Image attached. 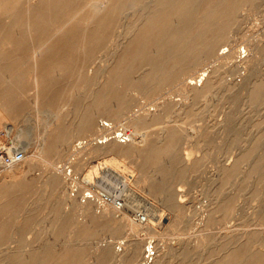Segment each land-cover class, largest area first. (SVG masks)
Returning a JSON list of instances; mask_svg holds the SVG:
<instances>
[{
    "label": "rangeland",
    "instance_id": "1",
    "mask_svg": "<svg viewBox=\"0 0 264 264\" xmlns=\"http://www.w3.org/2000/svg\"><path fill=\"white\" fill-rule=\"evenodd\" d=\"M33 1L35 3L36 1L38 2V0H14V4L11 3L9 7H15L14 9L17 13L9 19L7 17H2L3 15L0 11V21L2 20L0 22V35H4L0 36V45L3 41L2 39L6 36L12 41H19V39L21 41L24 31L12 30L10 24L12 19L17 17V14V18L21 20V24H25V19L28 18L26 12L31 8V2ZM85 1L78 0L77 2V6L79 5V8H81L80 10L83 18H86L92 10L91 6L89 7ZM81 2L85 4L83 5ZM64 3L65 1L61 4L60 0L56 7H65ZM223 7L221 9L222 13L220 12L221 10L217 12L220 15L214 13L213 16L216 24H220H218L216 29L212 32L214 55L210 57L211 59L205 60L204 63H200L199 66L197 65L193 69H189L187 66L183 68L179 66L176 67L171 72V77L159 83L153 94L148 92L149 95L147 92L146 95L145 91L140 88L132 89V91L127 83H121L113 89L112 85H103L98 82L86 83L78 78V75H92L108 59L113 49L117 30L120 29L122 24V18L117 23L112 20L111 22L109 21L110 26H106L108 29L105 28V30L103 28V34L100 36L101 38L98 39H102L101 43L100 41H97L99 44H96L97 42H92L89 46L91 53L89 52V48L86 53H83L79 46L73 45L66 38L60 39V41L54 45V48L52 47L54 50L56 48L53 53L54 59H43L38 62L40 71L45 74V79L43 80L45 82L43 85L46 89H44L43 92L45 94H43L45 99L43 98L39 101L37 106L34 102H31L34 97V91L33 87L30 85L32 84V76L35 70L32 66L33 62L29 53V43L24 42L25 45L21 48L22 54L15 51L12 52V50L8 48L9 46H2L6 48V50L0 49V54L3 53L0 57V67H9L13 72L16 71V69L20 71L17 70L14 72L17 76L15 75V77H11L10 79L5 78V80H3L0 76V88L9 85L10 88L12 87L15 89L11 91L12 94L9 90H0V101H2L0 102V152L13 151L15 148L16 151H21L23 156L19 161L7 165L5 169H1L0 171V181L3 179L0 182V226L4 220L7 218V221L9 220L8 222L5 221L8 229L6 228L5 231L1 230L3 237L0 236V251H6L10 245L12 247L17 246L16 248L20 249L26 247L32 249L47 247L52 249L51 251L55 253L54 255H57L63 248V237H57L51 227L53 225L62 224L65 226V255L66 257L69 255L68 258L72 257V262L70 264H131L122 260L116 263L115 261L103 257L102 250L104 246L113 244L112 246L117 248L116 246L119 245L120 241L131 236L132 231L122 222H119L117 228L114 229L111 224L105 221L103 224V220L98 219L99 213L104 210L114 209L115 207L108 203H98L94 199H84L82 197L83 193L87 189H91L95 195L108 193L120 197L123 200V206L117 213L125 212L135 224L140 222L135 218L136 213H141L143 215L151 213V216L157 215L159 217L156 219L152 218V220L154 219L151 223L153 226H151V228H153L152 231L146 230L145 228V230L139 231V235L145 238L141 262H144V246L149 240L152 241L153 245H161L163 242L162 246L166 243L175 244V242H180L182 240L181 245L175 251V255L173 254L172 257L170 256L168 258V264H217L219 260L224 259V257L226 258L228 255V257L233 256V250L236 246L238 247V245H240V250H236L239 249L236 247L235 254L240 252L246 258L248 256L250 257V254L251 256L255 255L257 259L255 256L253 257H255L256 264L261 262V257L264 255V129L262 128L264 126V0H237L234 3L227 2ZM57 12L59 14H57V17L62 16V18H64L65 16L63 15V11L55 10L51 13V18L54 19V21H60L62 19L56 17L55 14ZM5 20L7 21L5 22ZM49 23L51 22L49 21ZM84 24L83 19H74L72 27L74 28L75 25L76 29L74 28L72 30V28L69 29L68 27V35H74L72 37L77 40V37L81 34V30L79 29L82 28ZM78 26L81 27L78 28ZM75 35H77V37H75ZM26 42L29 41L26 39ZM26 44H28L29 48ZM93 44H95V46ZM108 44L109 47L107 46ZM61 46L62 50L58 49L57 51V48ZM223 50L227 53L230 52L231 55L226 58L224 57V59L217 58L218 52ZM70 51H73V54H71L72 52L69 53ZM67 52L70 55H68ZM25 53L28 55H25ZM61 61L63 65H61ZM64 61H66V63ZM26 67L27 69L29 67L28 71ZM72 67H76L78 70L76 68V70H73ZM65 69L68 70L66 75H64ZM203 69L208 72V77H210L209 81L213 77V79L216 78L214 80V85H217H213L214 87L209 93L204 94L203 90V92H199L200 94L197 95L198 98L195 96L194 99L190 97L191 99L187 98L184 100V93L181 89L183 84L189 81V74L195 76V74L197 75ZM75 71L77 72L76 74ZM182 72H184V74H181ZM215 73L216 75H212L213 77L209 76V74ZM219 73L220 75H218ZM57 74L59 76L64 75L66 78L64 76H61L62 78L58 77ZM250 79H252L253 82ZM29 80L31 81V83H29L30 85L28 84ZM51 80L54 82L51 83ZM218 80L219 82L223 81L221 83L226 85V87L221 86ZM7 81H11L12 83L16 81L15 84H17V86L15 84L14 86L10 85ZM79 83L81 85H79ZM239 83L242 86H240ZM244 83L246 86H244ZM1 84H3V86ZM75 84H77L76 87L74 86ZM254 84L259 87V95L256 97L250 96L251 91H249L250 89L252 90ZM199 85L198 82L195 84L197 88L203 87V84ZM74 89L77 92H74ZM93 89L94 92H91ZM102 90L107 92L106 96L109 98V100L107 99L108 104H106V106L98 105L94 98L96 93L102 92ZM1 91L8 92V94L2 96L3 92ZM22 91L27 94L21 93ZM121 92L123 94H121ZM7 98L11 99L6 100ZM167 99L168 101L170 99V101L168 102ZM183 100L186 101L184 105H191L189 107L191 111H186L188 107L186 109L184 105H181L182 108L180 107L179 102ZM6 101L8 102L6 103ZM164 102L167 110L163 109L165 108ZM157 105L162 108H159ZM1 106L3 108H1ZM9 107H11V109ZM114 107L117 108L114 109ZM109 108L113 109L114 112ZM175 108H177V110ZM183 109H185V113H183ZM118 110L121 111V113ZM151 110L156 111H153V113ZM146 111L151 112L149 114L151 119H154L158 115V112L163 113L161 114L162 116L159 115L160 118H155V121L153 119V121H151L150 119L143 124L137 121L138 119H133L140 113L142 115ZM166 111L170 112L166 113ZM123 112L124 114H122ZM83 114H85V117H82L84 116ZM114 114L115 116H113ZM177 114L178 117L176 116ZM88 117H92L94 120L92 127L85 126L81 122L83 118ZM227 117L231 118L230 122H226L225 119ZM130 118L133 119L134 122ZM102 121H107L110 124L106 125V127H102ZM99 123L100 125H98ZM224 123L226 125L229 124L227 125L229 128H226ZM55 124H58V126L56 127ZM129 124L132 125L130 126ZM253 124L255 125L253 126ZM95 125H97V128ZM83 126L88 129L86 130ZM175 126H177L179 130ZM48 127L51 129H48ZM223 127H225V129ZM160 129L166 132L170 129L168 132L175 133L173 135L174 138L172 137L173 139L169 138L165 141H170L173 149L166 154H157L156 158L145 157L148 161L146 160L147 164L144 163L146 164L144 166L140 163L142 159H144V154L147 153L149 147L155 145L156 136L161 132ZM60 130L65 131V136L60 144L58 143L59 145L56 144L55 150L54 148H44L41 137H43L44 134H46V136L48 134L51 138ZM140 130L146 134V141L142 146L137 147V151H135L137 153L133 152L130 154V151L135 149V146L131 145V141L136 138L135 136L138 135L137 133H139ZM228 130H230V132ZM47 131L49 132L47 133ZM225 131L228 132L224 133ZM113 132L115 134L119 133L118 136L114 138ZM258 134H260V136ZM99 139H103L104 141L98 143L96 140ZM111 139H113V141ZM198 139L199 141H197ZM252 139L254 140L252 141ZM235 140L238 144L234 142ZM37 142L39 144H36ZM96 142L99 145L96 144ZM125 146L127 147L123 148ZM261 147L263 149H261ZM118 149L120 150L117 152ZM245 150H248V153L247 151L245 152ZM122 152L125 155H123ZM251 154L256 155V157H252L253 155ZM256 160L259 165L256 163ZM2 164L3 163H1V165ZM26 166L28 168H26ZM256 166L257 168L255 169ZM259 166L263 167L260 168ZM56 167L61 168L62 171L64 170L65 174H63L62 171L59 172V170H55ZM153 167L154 170L159 168L158 171H154ZM110 168L115 169L117 173L122 175H129V180L126 182H124L123 179L120 180V176L110 171ZM160 169L165 172L171 171L173 175L169 174L171 177L168 175L164 178L165 181H163L164 176L160 173ZM51 171L57 172L61 184H51V179H49L52 176V173H50ZM43 175H45L44 177L49 179V181L46 180ZM43 180H46V183ZM161 181L165 183L167 181V186L165 183L164 184L168 188L166 193L160 192L162 195L160 193L158 194V185H161ZM42 182L43 184H41ZM47 183L49 184L47 185ZM20 185L23 187L21 188ZM10 186L12 187L10 188ZM17 187L20 189H17ZM60 197H62V199ZM224 199L227 201H223ZM87 200L92 203V208L89 212L91 216L80 211L76 213V208H74L76 203L81 204L82 202V204H86L88 202ZM217 201L220 203L218 204ZM3 202H6V204H3ZM215 203L218 206H216ZM211 209L214 211L211 212ZM29 210L31 212L29 213L30 215L28 214ZM13 211H16L17 214H14ZM11 212H13V214ZM10 214L12 216H10ZM15 215L26 216V218L24 220H14L17 219ZM89 218H93L92 222L89 221ZM82 227L84 229H82ZM246 242H248V244ZM75 245H77L76 248H74ZM245 246L247 247L246 250H244L246 248ZM184 247H186V250ZM70 249L72 253H70ZM96 250L97 252L95 254L94 252ZM180 250H185L188 253L185 251L181 252ZM160 251L161 248L158 249V253ZM257 252L262 253L257 254ZM182 253H184V255H182ZM258 255L260 258H258ZM214 257H218L217 261L213 259Z\"/></svg>",
    "mask_w": 264,
    "mask_h": 264
},
{
    "label": "bare ground",
    "instance_id": "2",
    "mask_svg": "<svg viewBox=\"0 0 264 264\" xmlns=\"http://www.w3.org/2000/svg\"><path fill=\"white\" fill-rule=\"evenodd\" d=\"M14 0H0V11L2 12V17H7L8 19L11 18V16L15 15L17 12L15 11V7L14 8H10V4L13 3ZM60 0H38V2L36 1V3L31 2L32 5L30 6L31 8L28 9V11L26 12V15L28 14V18L25 19V24H21V20L18 17V14L16 15V18L12 19V22L10 24V27L12 28V30H23L24 34H23V38L19 39V41H12L10 39L6 37H1L3 38L2 43L0 45V49H4L6 50V48L2 47V46H9L8 48H10V50L15 51V52H19L21 53V48L25 43H29L30 45V55L32 58V62H33V67L35 70V73L32 76V84L30 85L29 83H31V81L29 80L28 84L30 86L33 87V91H34V97L33 100L31 102H34V104L37 106L39 101H41L44 96H43V92H44V85L43 83L45 81H43L45 79V74L43 72L40 71V67L38 66V62L43 60V59H49V60H53L54 56L53 53L55 52L54 45H56L60 39H67L68 41H70L73 45L75 46H79L80 50L83 53H86L87 50H89V46L91 45L92 42H97V41H102L98 40L100 39L102 36V31L103 28L105 30V28H107L106 26L109 25V23L111 22V20L114 22H119V20L122 18V24L120 26V29L117 30V35L115 36L116 38L114 39V43H113V49L110 52H108V59L105 61V63L99 67L98 70H96L92 75H88V76H84V75H78V78H80L83 82L89 83V82H98L99 84H103V85H112L113 89L115 86L121 84V83H127L128 87L130 86V89H135V88H140L143 91H145V93L147 92H151L153 94V92L156 90V87L159 83H161L162 81L168 79L169 77H171V72L176 68V67H185L187 66L189 69H193L195 66H199L200 63H204L205 60L211 59L210 57H212L214 55V40H213V34L212 32L216 29V26L218 24H216L215 19L213 18L214 13L219 12L218 10H221L222 7L224 5H226V3L230 2V3H234L237 0H83L85 1L86 4H88V6H91V12L90 14H88V16H84L86 18H83V16L81 15V8H79V5L77 6V2L78 0H61V4L63 3V1H65V7H56L58 6ZM30 3V2H29ZM83 4V2H81ZM84 3V4H85ZM28 4V3H27ZM63 4V5H64ZM83 4V5H84ZM28 6V5H27ZM50 7V8H49ZM82 7V6H81ZM224 8V7H223ZM20 9V8H19ZM18 9V11H19ZM26 9V6H25ZM22 10V9H21ZM20 10V12H21ZM27 10V9H26ZM63 11V15L64 18L61 17H57L59 14L58 12L55 14L57 18H62L60 21L55 20L51 18V13H53V11ZM83 10V9H82ZM84 11V10H83ZM222 13V10L220 11ZM87 13V12H86ZM58 14V15H57ZM218 15H220L219 13H217ZM54 15V16H55ZM62 15V14H60ZM222 15V14H221ZM110 17V18H109ZM221 17V16H220ZM228 17V16H227ZM79 18V19H83L84 20V26L82 28H80L78 26V28H80V35L79 37H77V35H75V37H77V40L68 35V27L69 29L72 28V30L76 27V23L73 26V21L74 19ZM2 21V20H1ZM0 21V22H1ZM7 20H5L6 22ZM49 21L51 23H49ZM110 21V22H109ZM78 22V21H77ZM215 22V23H214ZM83 23V22H81ZM1 24V23H0ZM9 24V23H8ZM4 25V24H3ZM82 25V24H81ZM224 25V24H223ZM5 26V25H4ZM110 26V25H109ZM118 26V25H117ZM221 26V25H220ZM4 28V27H3ZM10 28V30H11ZM77 28V29H78ZM222 28V27H221ZM102 29V30H101ZM108 29V28H107ZM106 29V31H107ZM110 29V28H109ZM112 29V28H111ZM4 30V29H3ZM11 30V31H12ZM101 30V32H100ZM5 32V31H4ZM10 32V31H9ZM76 32V31H75ZM105 32V31H104ZM116 32V31H115ZM1 33V32H0ZM11 33V32H10ZM7 34V33H6ZM12 34V33H11ZM3 35V34H1ZM0 35V36H1ZM22 35V34H21ZM112 35V34H111ZM4 36V35H3ZM21 37V36H20ZM26 39L29 42H26ZM110 42V40H109ZM108 43V42H107ZM111 43V44H112ZM65 44V43H64ZM96 44H99V42H97ZM110 44V43H109ZM109 44L107 45L109 47ZM95 46V44H93ZM92 45V47H93ZM26 46L29 48L28 44H26ZM53 47V48H52ZM91 47V48H92ZM62 48L59 47L57 48L60 50ZM89 48V49H88ZM64 49V48H63ZM73 49V48H72ZM78 49V48H77ZM109 49V48H108ZM25 50V49H23ZM22 50V52H23ZM62 50V49H61ZM75 50V49H74ZM107 50V48H106ZM56 51V52H57ZM67 51V50H66ZM91 51V49L89 50V52ZM72 52V53H71ZM88 52V53H89ZM103 52V51H102ZM2 53V52H1ZM69 53L73 54V51H70ZM91 53V52H90ZM3 54V53H2ZM0 54V57L1 55ZM22 54V53H21ZM24 54V53H23ZM27 53H25L26 55ZM66 54V53H65ZM64 54V57H65ZM68 54V52H67ZM217 54V53H216ZM215 54V55H216ZM28 55V54H27ZM70 55V54H68ZM231 55V53H227L226 51H221L218 52L217 54V58H223L224 57H229ZM4 56V55H3ZM24 56V55H23ZM22 56V57H23ZM63 57V59H64ZM71 57V56H70ZM73 57V55H72ZM77 57V56H76ZM86 57V56H85ZM19 58V57H18ZM17 58V59H18ZM84 58V57H83ZM69 59V56H68ZM81 59V58H80ZM228 59V58H227ZM16 60V59H14ZM20 60V58H19ZM29 60V59H28ZM221 60V59H220ZM21 62V61H20ZM19 62V63H20ZM27 62V61H26ZM66 63V61H64ZM29 63V62H28ZM29 65V64H28ZM31 65V64H30ZM61 65H63L62 61H61ZM31 66V67H32ZM50 66V65H49ZM53 67V66H52ZM51 67V68H52ZM60 67V66H59ZM78 67V66H77ZM19 68V67H18ZM76 68V67H75ZM73 68V70H78V68ZM27 69V67H26ZM29 69V67H28ZM27 69V71H28ZM57 69V68H56ZM61 69V68H60ZM59 69V70H60ZM80 69V68H79ZM206 69V68H205ZM203 69L201 72H199L197 75L195 74V76H192V74H189V81L184 83L182 86V92L184 93V100L185 99H191L190 97H192L193 99L195 98V96H197L198 94H200L199 92H203L204 90V94L211 92L212 88L217 85H214V77L212 75H216L215 74H209V76H212L213 78L209 81L210 77H208V72H206V70ZM217 69V68H215ZM12 69L9 67H0V76L2 77L3 80H5V78L10 79L11 77H15L16 74H14V72H16L19 69H16V71H11ZM58 70V69H57ZM63 70V69H62ZM219 70V69H218ZM20 71V70H19ZM26 71V72H27ZM64 71V70H63ZM209 71V70H208ZM217 71V70H215ZM62 72V71H61ZM68 73V70L65 69V74L66 75ZM192 72V71H191ZM23 73V72H22ZM21 73V74H22ZM50 73V72H49ZM57 73V72H54ZM64 73V72H63ZM63 73H58V74H63ZM77 72L75 71V74ZM90 73V72H89ZM26 74V73H25ZM24 74V76H25ZM30 74V73H29ZM53 74V73H52ZM57 74L58 77H61ZM181 74H184V72H182ZM187 74V73H186ZM27 75V74H26ZM47 75V74H46ZM63 75V76H64ZM180 75V74H179ZM220 75V73L218 74ZM17 76V75H16ZM22 76V75H21ZM48 76V75H47ZM62 76V77H63ZM0 77V78H1ZM26 77V76H25ZM61 77V78H62ZM65 77V76H64ZM76 77V76H75ZM218 77V76H217ZM17 78V77H16ZM19 78V76H18ZM21 78V77H20ZM30 78V77H28ZM66 78V77H65ZM198 78V79H197ZM223 78V77H222ZM246 78V77H245ZM250 78V77H249ZM178 79V78H177ZM64 80V79H63ZM221 80V79H220ZM252 80V79H250ZM50 81V80H49ZM217 81V80H216ZM227 81V80H226ZM16 81H14L13 83L10 81L7 83L10 85L15 84ZM54 82L53 80H51V83ZM56 82V81H55ZM71 82V81H70ZM198 82V84L202 85L203 87L201 88H197V86H195V84ZM219 82V80H218ZM223 82V81H221ZM221 86L226 87V85H223V83H221ZM229 82V81H228ZM246 82V81H245ZM253 82V80H252ZM257 82V81H256ZM5 83V82H4ZM27 83V82H26ZM25 83V84H26ZM82 83V82H81ZM194 83V84H193ZM7 84V85H8ZM70 84V83H69ZM78 84V83H77ZM77 84H75L74 86L76 87ZM192 84V85H191ZM226 84V83H224ZM240 84V83H239ZM252 84V83H250ZM3 86V84H1ZM17 86V84H15ZM27 85V84H26ZM25 85V86H26ZM79 85H81L79 83ZM199 85V86H200ZM214 85V86H213ZM219 85V84H218ZM237 85V84H236ZM28 86V85H27ZM50 86V85H49ZM48 86V87H49ZM52 86V85H51ZM88 86V85H87ZM95 86V85H94ZM239 86V85H238ZM240 86H242L240 84ZM244 86L245 83H244ZM251 86V85H250ZM253 86V85H252ZM20 87V86H18ZM29 87V86H28ZM31 87V89H32ZM47 87V88H48ZM74 87V88H75ZM9 88V89H8ZM15 88V87H14ZM51 88V87H50ZM69 88V87H68ZM87 88V87H86ZM233 88V86H232ZM247 88V87H245ZM5 91L9 90V92L11 93L13 89L12 87L10 88L9 85L3 88ZM18 89V88H17ZM49 89V88H48ZM52 89V88H51ZM72 89V88H71ZM78 89V88H77ZM139 89V90H140ZM216 89V88H214ZM231 89V88H229ZM87 90V89H85ZM228 90V88H227ZM21 91V88H20ZM28 91V90H27ZM74 92L76 91L75 89L73 90ZM94 92V89L91 90V92ZM96 91V90H95ZM124 91H126L124 89ZM133 91V90H132ZM250 96L252 97H256L259 95V87L254 84L252 90L250 89ZM248 91V92H249ZM3 92V91H1ZM19 92V90H18ZM50 92V91H49ZM52 92V90H51ZM50 92V93H51ZM77 92V91H76ZM135 92V91H134ZM215 92V90H214ZM246 92V90H245ZM17 93V92H16ZM21 93H26V92H21ZM48 93V94H50ZM85 93V91H84ZM88 93V92H87ZM90 93V92H89ZM127 93V91H126ZM137 93V92H135ZM146 93V95H147ZM8 94V92H3L2 96ZM12 94V93H11ZM15 94V93H14ZM13 94V95H14ZM19 94V93H18ZM27 94V93H26ZM68 94V93H67ZM73 94V93H72ZM121 94H123L121 92ZM120 94V95H121ZM144 94V93H143ZM16 95V94H15ZM22 95V94H21ZM45 95V94H44ZM86 95V94H85ZM89 95V94H88ZM87 95V96H88ZM107 92L103 91L102 92H98L96 93V96L94 97L96 99V103L98 105H104L106 106V104H108V100L109 98L106 96ZM116 95V92H115ZM149 95V93H148ZM171 95V94H170ZM1 96V98H2ZM11 96V95H10ZM47 96V94H46ZM45 96V97H46ZM110 96V95H108ZM122 96V95H121ZM119 96V97H121ZM172 96V95H171ZM183 96V94H182ZM202 96V95H201ZM236 96V95H235ZM249 96V95H248ZM249 96V97H250ZM9 97V96H8ZM12 97V96H11ZM14 97V96H13ZM16 97V96H15ZM67 97V96H66ZM112 97V96H111ZM232 97V96H231ZM241 97V96H239ZM263 97V95H262ZM6 98V97H5ZM21 98V96H20ZM68 98V97H67ZM118 98V97H117ZM198 98V96H197ZM242 98V97H241ZM246 98V97H245ZM11 99V98H10ZM9 98H7L6 100H10ZM45 99V98H44ZM108 99V100H107ZM236 99V98H235ZM240 99V98H239ZM250 99V98H249ZM260 99V98H259ZM120 100V99H119ZM182 101L179 102L180 107L182 108V106L186 103V101ZM230 100V99H229ZM233 100V99H232ZM241 100V99H240ZM20 101V100H18ZM94 101V100H93ZM164 101V100H163ZM168 101V99H167ZM170 101V99H169ZM168 101V102H169ZM181 101V100H180ZM242 101V100H241ZM2 102V101H0ZM8 101H6L7 103ZM44 102V101H43ZM66 102V101H65ZM122 102V101H121ZM166 102V101H165ZM164 102V107L166 106ZM178 102V101H176ZM225 102V101H224ZM238 102V101H237ZM14 103V102H13ZM167 103V102H166ZM228 103V102H227ZM12 104V103H10ZM68 104V103H67ZM1 105V104H0ZM3 106H5L4 104H2ZM7 105V104H6ZM13 105V104H12ZM11 105V106H12ZM113 105V103H112ZM118 105V103H117ZM116 105V106H117ZM125 105V104H124ZM169 105V104H168ZM172 105V103H171ZM182 105V106H181ZM195 105V104H194ZM10 106V105H9ZM120 106L122 107V105L120 104ZM158 106V105H157ZM186 106V109L188 107V110L186 111H191V109L189 108L191 105ZM225 106V105H224ZM111 107V105H110ZM126 107V105H125ZM159 107V106H158ZM172 107V106H171ZM170 107V110H171ZM241 107V106H240ZM238 107V108H240ZM1 108H3L1 106ZM7 108V107H5ZM11 109V107H9ZM16 108V106H15ZM98 108V106H97ZM102 108V107H101ZM117 107H114V109H116ZM123 108V107H122ZM152 108V107H151ZM159 108H162L161 106ZM168 108V107H167ZM179 108V107H178ZM193 108V107H192ZM96 109V108H95ZM111 109V108H109ZM107 109V110H109ZM124 109V108H123ZM144 109V108H143ZM163 109H166L163 108ZM177 110V108H175ZM195 109V108H194ZM241 109V108H240ZM106 110V111H107ZM113 112L114 110L111 109ZM126 110V109H125ZM128 110V109H127ZM147 110V109H146ZM150 110V109H148ZM157 110V109H156ZM155 110V111H156ZM167 110V109H166ZM173 110V109H172ZM185 113V109H183ZM239 110V109H238ZM36 111V110H35ZM95 111V110H93ZM119 111V110H118ZM123 111V110H122ZM154 111V110H153ZM151 110V112H153ZM154 111V112H155ZM158 111V110H157ZM163 111V110H161ZM165 111V110H164ZM12 112V111H11ZM112 112V113H113ZM121 113V111H119ZM118 112V115H119ZM125 112V111H124ZM124 112L122 114H124ZM150 111H146L145 113H143L141 115V113L136 116L135 118H132L140 121L141 124L147 122L148 120L151 119V117H149V114L151 113ZM153 112V113H154ZM168 111H166L167 113ZM170 112V111H169ZM168 112V113H169ZM173 112V111H171ZM240 112V111H239ZM108 113V112H107ZM158 112V115L156 116L155 114V118H160L159 115H161L162 113ZM165 113V114H166ZM181 113V111H180ZM190 114V112H189ZM236 114V113H235ZM85 117V114H83ZM90 115V114H89ZM94 115V114H93ZM264 115V114H263ZM262 115V116H263ZM91 116V115H90ZM115 116V114L113 115ZM122 116V115H121ZM162 116V115H161ZM178 117V114L176 115ZM130 117V116H129ZM167 117V116H165ZM58 118V117H57ZM60 118V117H59ZM155 118L153 119L155 121ZM262 118V117H260ZM259 118V119H260ZM129 119V118H128ZM131 119V118H130ZM131 119V120H133ZM151 119V121H153ZM230 117H227L225 120L226 122H230ZM258 119V120H259ZM82 120V119H81ZM130 120V121H131ZM187 120V118H186ZM185 120V121H186ZM263 120V119H262ZM59 122V121H58ZM83 125L85 126H91L94 122V120L92 119V117H88V118H83V120L81 121ZM128 122V120H127ZM134 122V120H133ZM139 122V123H140ZM166 122V121H164ZM178 122V121H177ZM257 122V121H256ZM260 122V121H259ZM264 122V121H263ZM137 123V122H135ZM134 123V124H135ZM171 123V122H170ZM176 123V122H175ZM59 124V123H58ZM58 124L56 125V127L58 126ZM110 123H108L107 121H102L101 122V126L102 127H106V125H108ZM127 124V123H126ZM133 124V123H132ZM131 124V125H132ZM159 124V123H158ZM161 124V123H160ZM166 124V123H165ZM262 124V123H260ZM259 124V125H260ZM100 125V123L98 124ZM130 125V124H129ZM130 125V126H131ZM177 125V124H176ZM223 125V124H222ZM226 128L227 125L229 124H225ZM255 124H253L254 126ZM257 125V124H256ZM264 125V123H263ZM97 125H95L96 127ZM160 126V125H159ZM262 126V125H260ZM55 127V126H54ZM84 127V126H83ZM82 127V128H83ZM94 127V128H95ZM128 127V126H127ZM135 127V126H134ZM173 127V126H172ZM177 128V126H175ZM174 127V128H175ZM50 127H48L49 129ZM86 128V127H84ZM97 128V127H96ZM160 128V127H159ZM165 128V127H163ZM180 128V127H179ZM225 129V127H223ZM235 128V126H234ZM264 129V126L262 127ZM51 129V128H50ZM88 128H86L87 130ZM99 129V128H98ZM104 129V128H103ZM173 129V128H171ZM178 129V128H177ZM43 130V128H42ZM53 130V129H52ZM80 130V129H79ZM161 130V129H160ZM170 130V129H169ZM168 130V131H169ZM179 130V129H178ZM227 130V129H226ZM45 131V130H44ZM85 131V130H84ZM167 131V132H168ZM175 131V130H174ZM230 132V130H228ZM227 131V132H228ZM49 131H47L48 133ZM52 132V131H51ZM57 132V131H56ZM77 132V131H76ZM79 132V131H78ZM83 132V130H82ZM112 132V131H111ZM115 132V130H114ZM113 132V133H114ZM117 132V131H116ZM139 132V131H138ZM165 130H161L160 133H158L156 136V141H155V145L149 147V149L147 150V153L144 154L145 156L143 157L144 159H142L140 164H143L144 166L147 164L146 160L148 161V159L146 158H150V157H155L157 154H166L169 151H171L173 148V146L171 145L170 141L169 142H165L167 139H173V132H168L167 133ZM226 131L224 133H227ZM42 133V132H41ZM44 133V132H43ZM54 133V132H53ZM107 133V132H106ZM202 133V132H201ZM261 133V132H260ZM119 133H114V138L115 136H118ZM121 134V133H120ZM133 134V133H132ZM138 135L135 136L136 138H134L131 141V145L135 146V149L130 151V154H132L133 152L137 151V147L142 146L145 141H146V134L141 132L137 133ZM200 134V133H199ZM229 134V133H228ZM254 134V132H253ZM252 134V135H253ZM262 134V133H261ZM52 135V134H51ZM128 135V134H127ZM198 135V134H197ZM231 135V134H230ZM251 135V134H250ZM260 136V134H258ZM38 136V135H37ZM36 136V137H37ZM65 136V131L64 130H60L55 136H52L50 138V136H46V134H44L43 137H41L42 139V143L44 145V148L46 147L47 149H53L55 150L56 144L59 145L61 140H63ZM106 136V134H105ZM124 136V135H123ZM93 137V136H92ZM104 137V135H103ZM102 137V138H103ZM173 137V138H172ZM200 137V136H198ZM230 137V136H229ZM236 137V135H235ZM106 138V137H105ZM113 138V137H112ZM206 138V137H205ZM237 138V137H236ZM235 138V139H236ZM37 139V138H36ZM124 139V138H123ZM200 139V138H199ZM199 139L197 141H199ZM239 139V138H238ZM113 141V139H111ZM202 141H204L203 139H200ZM254 139H252L253 141ZM257 140V139H255ZM264 140V139H263ZM38 141V139H37ZM99 142L104 141L103 139H99L96 140ZM106 141V140H105ZM115 141V139H114ZM117 141V140H116ZM207 141V139H206ZM227 141V140H226ZM246 141V140H245ZM250 141V140H249ZM250 141V142H252ZM259 141V139H258ZM261 141V139H260ZM63 142V141H62ZM65 142V141H64ZM176 142V141H175ZM236 142V140L234 141ZM24 143V142H23ZM22 143V144H23ZM59 143V144H58ZM96 142V144H98ZM205 143V142H204ZM237 143V142H236ZM240 143V142H239ZM21 144V143H19ZM36 144H39L38 142ZM46 144V146H45ZM62 144V143H61ZM64 144V143H63ZM153 144V143H152ZM207 144V143H206ZM238 144V143H237ZM248 144V143H247ZM253 144V143H252ZM99 145V144H98ZM113 145V144H112ZM249 145V144H248ZM17 146V145H16ZM41 146V144H40ZM250 146V145H249ZM261 146V145H259ZM21 147V146H19ZM62 147V146H61ZM127 146L123 147L126 148ZM254 147V146H253ZM263 147V146H262ZM261 147V149H263ZM10 148V147H9ZM43 148V147H42ZM41 148V149H42ZM13 149V148H12ZM37 149V148H36ZM260 149V147H259ZM15 150V148H14ZM43 150V149H42ZM53 150V151H54ZM120 149L117 150V152ZM122 150V149H121ZM124 150V149H123ZM249 150V149H248ZM248 150H245V152ZM254 150V149H253ZM256 150V149H255ZM127 151V150H126ZM257 151V150H256ZM255 151V152H256ZM259 151V150H258ZM21 152V151H20ZM45 152V151H44ZM48 152V151H47ZM58 152V151H57ZM121 152V151H120ZM238 152V151H236ZM263 152V150H262ZM49 153V152H48ZM123 153V152H122ZM137 153V152H135ZM172 153V152H171ZM246 153V154H247ZM254 153V152H253ZM46 154V153H45ZM50 154V153H49ZM53 154V153H52ZM234 154V153H233ZM47 155V154H46ZM123 155H125L123 153ZM127 155V153H126ZM253 155V154H251ZM52 156V155H51ZM48 156V157H51ZM244 156V155H243ZM246 156V155H245ZM54 157V156H53ZM146 157V158H145ZM158 157V156H157ZM252 157H256V155H253ZM246 158V157H245ZM255 160V159H254ZM252 160V161H254ZM261 160V159H260ZM259 160V161H260ZM264 160V158H263ZM155 161V160H154ZM167 161V160H166ZM249 162V161H248ZM255 162V161H254ZM253 162V163H254ZM146 163V164H144ZM156 163V162H155ZM247 163V162H246ZM257 163V160H256ZM12 164V163H11ZM11 164H2L0 162V171L1 169H5V167H7V165H11ZM123 164V163H122ZM161 164V163H160ZM159 164V165H160ZM238 164V162H237ZM248 164V163H247ZM251 164V163H250ZM258 164V163H257ZM254 164V165H257ZM168 165V164H167ZM253 165V164H252ZM259 165V164H258ZM263 165V164H262ZM53 166V165H52ZM117 166V165H116ZM158 166V164H157ZM163 166V164H162ZM161 166V167H162ZM240 166V165H238ZM251 166V165H250ZM249 166V167H250ZM12 167V166H11ZM164 167V166H163ZM162 167V168H163ZM260 167V166H259ZM263 167V166H261ZM260 167V168H261ZM26 168H28L26 166ZM53 168V167H52ZM114 168V167H113ZM113 168H110L109 170L117 173V171ZM140 168V167H138ZM166 168V167H165ZM257 168V166L255 167V169ZM59 170L62 171L61 168L56 167L55 170ZM143 169V168H142ZM159 169V168H158ZM158 169H156L158 171ZM254 169V170H255ZM263 169V168H262ZM261 169V170H262ZM13 170V169H12ZM25 170V169H24ZM154 170V167H153ZM154 170V171H156ZM260 170V172H261ZM142 171V170H140ZM148 171V170H147ZM161 171V169H160ZM175 171V170H173ZM172 171V172H173ZM58 172V173H59ZM63 174H65L64 170L62 171ZM149 172V171H148ZM153 172V171H152ZM264 172V171H263ZM52 173V176L49 178L51 179V184L53 185H57V184H61V181L59 180L60 177L57 176V172H50ZM125 173V172H124ZM154 173V172H153ZM161 174H163V181L164 178L166 176H168L169 174H172L171 171L170 172H165V171H161ZM175 173V172H174ZM253 173V172H252ZM29 174V173H27ZM118 176H120V180H124V182H126L127 180H129V175H122L120 173H117ZM148 174V173H147ZM179 174V171H178ZM261 174V173H260ZM42 175V174H41ZM40 175V176H41ZM59 175V174H58ZM142 175V174H141ZM146 175V174H145ZM157 175V174H156ZM252 175V174H251ZM45 175H43L44 177ZM62 176V175H61ZM138 176V175H137ZM147 176V175H146ZM171 177V175H169ZM178 176V175H177ZM261 176V175H260ZM140 177V175H139ZM151 177V176H150ZM157 177V176H156ZM173 177V176H172ZM45 178V177H44ZM137 178V177H136ZM145 178H149V177H145ZM154 178V177H153ZM169 178V177H168ZM167 178V180H168ZM19 179V178H18ZM38 179V178H37ZM41 179V178H40ZM39 179V182H40ZM46 179V178H45ZM49 179H46L49 181ZM3 180V179H2ZM1 180V181H2ZM17 180V179H16ZM46 180H43L46 183ZM139 180V179H138ZM162 180V179H161ZM0 181V182H1ZM20 181V180H19ZM161 181V185L159 186V191L158 194L160 192L162 193H166L168 191L167 186V181L166 183ZM50 183V182H49ZM47 183V185L49 184ZM159 183V184H160ZM166 186H165V184ZM43 184V182L41 183ZM65 186V185H64ZM169 186V185H168ZM171 186V185H170ZM9 187V186H8ZM12 186H10L11 188ZM21 187V185H20ZM23 187V186H22ZM21 187V188H22ZM52 187V185H51ZM54 188V186H53ZM130 188V185H129ZM158 188V187H157ZM17 189H20L17 187ZM52 189V188H51ZM50 189V190H51ZM13 190V189H12ZM131 191V190H130ZM256 191V190H255ZM17 192V191H15ZM157 193V192H156ZM255 193V192H254ZM17 194V193H14ZM127 194V193H125ZM161 194V193H160ZM162 195V194H161ZM125 196V195H124ZM127 197V196H126ZM163 197V196H162ZM40 198V197H39ZM62 199V197H60ZM226 199V198H225ZM225 199L223 201H225ZM16 200V199H14ZM90 200V199H89ZM216 200V199H215ZM218 200V198H217ZM222 200V199H221ZM80 201V200H79ZM88 201V200H87ZM219 201V200H218ZM217 201V202H218ZM227 201V200H226ZM225 201V202H226ZM264 201V199H263ZM9 203V202H7ZM36 203V202H35ZM34 203V204H35ZM39 203V202H38ZM220 202H218L219 204ZM3 204H6V202H3ZM13 204V202H12ZM15 204V202H14ZM91 202L88 201L86 204H77L74 206L76 213L77 212H84V214H89L90 215V210H91ZM226 204V203H225ZM172 205V204H171ZM216 205V203H215ZM214 205V206H215ZM224 205V204H222ZM93 206V205H92ZM170 206V205H169ZM218 206V205H216ZM172 207V206H171ZM223 207V206H222ZM108 208V207H107ZM212 208V207H211ZM104 209V208H103ZM102 209V210H103ZM27 210V209H26ZM93 210V209H92ZM120 208H112L110 210H104L103 212L98 214V219L99 220H103V224L109 223L111 224L112 228L116 229L117 225L119 222H122L123 224H125L126 226H128L131 231L132 234L131 236L127 237L126 239L122 240L119 242V245L116 246L117 248H114L111 244H107L106 246L103 247V252L102 255L104 258H108L111 261H115L117 263V261H124V262H129L131 264H168L167 261L169 260L168 258L174 254L175 255V251L176 249H178V247L181 245V241L180 242H175V244H168L166 243L165 245L162 246L160 244H156L153 245L155 246V255L153 256V258L151 259V261L147 262L146 260H144V262H141V255L143 252V245L145 242V238L141 237V235H139V231L143 230L144 228L147 230L152 231L153 228H151V223L153 222L154 219L159 218L157 215H153L151 216V213H146L144 220H140V222L138 224H135L133 222V220H131V218H129V216L125 213V212H120L117 213V211H119ZM214 211L213 209H211V212ZM222 211V210H221ZM5 212V211H4ZM2 212V213H4ZM14 214L16 213V211H13ZM13 212H11L13 214ZM28 212V211H27ZM94 212V211H93ZM1 213V211H0ZM31 213L30 210L28 212V214ZM143 213V212H142ZM224 213V212H223ZM17 214V213H16ZM27 214V213H25ZM24 214V215H25ZM83 214V213H82ZM92 214V213H91ZM95 214V213H94ZM93 214V215H94ZM145 214V213H144ZM30 215V214H29ZM28 215V216H29ZM92 215V216H93ZM10 216H12L10 214ZM16 216V215H15ZM27 216V217H28ZM91 216V215H90ZM17 219L14 220H24L26 218V216H16ZM30 217V216H29ZM79 218V217H78ZM152 218H154L152 220ZM8 219V218H7ZM6 220H4V222L2 223V225L0 226V236L3 237V233L1 230H6L7 226H6V222H8ZM90 219V218H89ZM93 219V218H92ZM92 219H90L89 221L92 222ZM28 220V219H27ZM78 220V219H77ZM80 220V219H79ZM98 220V222H99ZM178 220V219H177ZM6 221V222H5ZM97 221V220H96ZM105 221V222H104ZM14 222V221H12ZM20 222V221H18ZM84 222V221H83ZM88 222V220H87ZM159 222V221H158ZM173 222V221H172ZM171 222V223H172ZM175 222V221H174ZM157 223V222H156ZM155 223V224H156ZM24 224V223H23ZM86 224V223H85ZM90 224V223H89ZM97 224V223H96ZM95 224V225H96ZM102 224V225H103ZM107 224V225H109ZM160 224V223H159ZM101 225V223H100ZM155 226V225H154ZM254 226V225H253ZM259 226V225H258ZM85 227V226H84ZM103 227V226H101ZM108 227V226H106ZM124 227V225H123ZM153 227V226H152ZM246 227V226H245ZM263 227V226H262ZM13 228V227H12ZM81 228V227H80ZM99 228V227H98ZM8 229V228H7ZM51 229L53 230V232H55V234L57 235V237H63L62 240V244H63V248L58 251L57 255H54L55 253L52 252V249H49L47 247H40V248H36V249H32L29 247H26L24 249H20V248H16L17 246L12 247L11 245L8 247V249L4 252L0 251V264H70L72 262V257L68 258L65 255V226L64 225H53L51 227ZM82 229H84L82 227ZM144 229V230H145ZM85 233V232H84ZM153 233V232H152ZM201 234V233H200ZM225 235V234H224ZM13 236V235H12ZM20 236V235H19ZM204 236V235H203ZM249 238V237H248ZM247 238V239H248ZM251 239V238H250ZM197 240V239H196ZM238 240V239H236ZM249 240V239H248ZM264 240V239H263ZM241 241V240H240ZM262 241V240H261ZM152 242L151 240L148 241ZM2 243V242H1ZM67 243V242H66ZM118 243V242H117ZM234 243V242H233ZM248 244V242H246ZM4 244V243H3ZM76 244V243H75ZM184 244V243H183ZM239 244V243H238ZM237 244V245H238ZM252 244V243H249ZM264 244V242H263ZM57 245V243H56ZM74 245V244H73ZM161 246V247H160ZM240 245H238L236 250H240ZM243 246V245H241ZM77 245H75L74 248H76ZM145 247V246H144ZM183 247V246H182ZM226 247V246H225ZM235 247V248H236ZM246 247V246H245ZM244 247V248H245ZM51 248V247H50ZM161 248V254L160 252L158 253V249ZM186 250V247H184ZM233 248V246H232ZM234 248L233 250V256L230 257H224V259L219 260V262L217 264H256L255 261V257L257 259V256L250 254V257L248 256L247 258L241 254L239 251V253L235 254L234 252L236 251ZM72 249V248H71ZM70 249V253L71 252ZM228 249V248H227ZM247 247L244 249L246 250ZM184 250V251H185ZM226 250V249H225ZM259 250V249H258ZM73 251V250H72ZM181 251V250H180ZM181 251V252H184ZM255 251V249H254ZM260 251V250H259ZM263 251V250H262ZM75 252V251H74ZM97 250L94 252L96 254ZM99 252V251H98ZM186 252V251H185ZM232 252V250H231ZM246 252V251H245ZM251 252V251H250ZM249 252V253H250ZM253 252V251H252ZM92 252V254H94ZM188 253V252H186ZM255 253V252H254ZM258 253H262V252H257ZM53 254V255H51ZM69 254V253H68ZM94 254V256H95ZM91 255V253H90ZM182 255H184V253H182ZM247 255V254H245ZM97 256V255H96ZM220 256V255H219ZM255 256V257H253ZM88 257V256H87ZM93 257V256H92ZM218 257H214L213 259L217 261ZM258 258L259 255H258ZM107 259V260H108ZM98 260V259H97ZM99 261V260H98ZM106 261V260H105ZM215 261V262H216ZM74 262V261H73ZM78 262V261H77ZM210 262V260H209ZM76 263V262H75ZM79 263V262H78ZM208 263V262H206ZM213 263V261H212ZM74 264V263H73ZM115 264V263H113ZM197 264V263H196ZM259 264H264V255L263 257H261V262Z\"/></svg>",
    "mask_w": 264,
    "mask_h": 264
},
{
    "label": "built area",
    "instance_id": "3",
    "mask_svg": "<svg viewBox=\"0 0 264 264\" xmlns=\"http://www.w3.org/2000/svg\"><path fill=\"white\" fill-rule=\"evenodd\" d=\"M22 153L20 151H9V152H0V162L3 164H11L22 159ZM84 199H94L98 203H108L114 206L115 208H121L123 206V200L120 197L110 195L108 193H101L100 195H95L91 189H87L82 196ZM135 218L137 220H144L145 215L141 213H136ZM155 255V247L152 242H149L144 247V260L147 262L151 261Z\"/></svg>",
    "mask_w": 264,
    "mask_h": 264
}]
</instances>
